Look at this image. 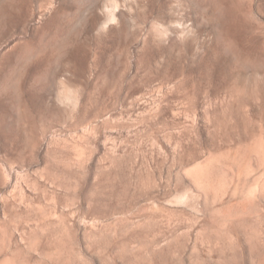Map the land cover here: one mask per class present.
I'll return each instance as SVG.
<instances>
[{
  "label": "rangeland",
  "instance_id": "obj_1",
  "mask_svg": "<svg viewBox=\"0 0 264 264\" xmlns=\"http://www.w3.org/2000/svg\"><path fill=\"white\" fill-rule=\"evenodd\" d=\"M0 264H264V0H0Z\"/></svg>",
  "mask_w": 264,
  "mask_h": 264
}]
</instances>
